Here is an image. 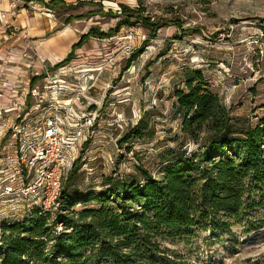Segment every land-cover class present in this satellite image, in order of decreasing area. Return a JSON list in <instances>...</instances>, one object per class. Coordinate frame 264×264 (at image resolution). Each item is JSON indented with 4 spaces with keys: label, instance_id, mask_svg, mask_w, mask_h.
Wrapping results in <instances>:
<instances>
[{
    "label": "rangeland",
    "instance_id": "rangeland-1",
    "mask_svg": "<svg viewBox=\"0 0 264 264\" xmlns=\"http://www.w3.org/2000/svg\"><path fill=\"white\" fill-rule=\"evenodd\" d=\"M19 1L9 5L10 11H0L6 34L14 33L15 39L25 44L23 48L18 46L21 60L13 64L18 66L14 80L17 86L9 89L27 90L24 83L30 86L33 82L32 86L48 96L79 94L74 106L79 139L69 152L65 173L76 161L82 163V191L92 187L98 191L102 176L126 175L138 161L147 170L154 169L152 145H136V160L123 154L115 141L127 124L151 109L163 115L156 125L158 141L166 136L165 129L175 130L177 122L167 124L173 103L170 93L173 87H181L180 75L186 69L200 70L209 90L231 108L234 116H245L252 123L264 117V0H60L52 10L36 2ZM119 5L138 10L158 23L155 36L150 37L136 25L121 28L106 39L88 37L67 64L57 67V62L43 61L40 70L36 64L41 62L37 54L39 39H31L28 27L20 22L32 18L40 26V19L50 16V35L67 28L65 35L71 31L76 42L88 36L91 28L102 32L114 28L116 20L110 17L118 14ZM69 17L71 23L63 28ZM15 18L18 22L11 23ZM134 53L138 54L129 62ZM27 59L32 65L23 62ZM45 83L48 90H42ZM59 86L62 91H57ZM6 99L0 108L10 106V97ZM12 116L2 114L0 121H10ZM12 204H0V215H7ZM25 211L17 214L28 216ZM262 214L264 210L254 212L252 217L264 218ZM162 246L179 264H264V228L242 232L234 222L226 229L167 239Z\"/></svg>",
    "mask_w": 264,
    "mask_h": 264
},
{
    "label": "trees",
    "instance_id": "trees-1",
    "mask_svg": "<svg viewBox=\"0 0 264 264\" xmlns=\"http://www.w3.org/2000/svg\"><path fill=\"white\" fill-rule=\"evenodd\" d=\"M59 1L27 0L48 10ZM110 18L114 28H91L55 66L67 64L88 37L106 39L136 25L154 37L159 28L124 5ZM180 80L181 87L170 93L167 124L177 122L175 130L165 129L158 141L156 125L163 115L151 109L115 141L136 160V145H152L154 169L138 161L126 175L102 176L98 191H82L84 173L76 161L64 175L55 212L26 207L25 217L20 210L0 215V264H179L162 246L165 240L226 229L232 222L242 232L264 228V218L252 217L264 210V117L252 123L234 116L200 70L186 69Z\"/></svg>",
    "mask_w": 264,
    "mask_h": 264
},
{
    "label": "built area",
    "instance_id": "built-area-1",
    "mask_svg": "<svg viewBox=\"0 0 264 264\" xmlns=\"http://www.w3.org/2000/svg\"><path fill=\"white\" fill-rule=\"evenodd\" d=\"M26 88L12 92L10 106L0 108V119L2 114L13 115L10 121H0V204L13 203L8 211L37 207L52 214L60 204L69 152L79 139L74 114L79 94L61 98L37 86Z\"/></svg>",
    "mask_w": 264,
    "mask_h": 264
},
{
    "label": "crops",
    "instance_id": "crops-1",
    "mask_svg": "<svg viewBox=\"0 0 264 264\" xmlns=\"http://www.w3.org/2000/svg\"><path fill=\"white\" fill-rule=\"evenodd\" d=\"M18 3L20 2L19 0H0V11H8L9 10V5L11 3L15 4V2ZM27 2V0H23ZM52 0H49L46 2L43 0L44 3H49ZM31 3V2H29ZM37 3V2H36ZM41 4V3H39ZM42 5V4H41ZM45 8V7H44ZM10 11V10H9ZM17 18V15H16ZM14 19L11 23H16L18 22V19ZM46 19H40V26L37 23L36 19H26L23 20L22 23L24 27H28V35L30 36L31 39H39L38 45L39 47L37 48V54L39 55L41 62L37 61V66L42 70L43 66V61L50 62L51 60L53 62H59L60 60H63L69 53L68 50H70V47L75 43V38L73 37L72 32L67 31V28H64V30L58 29V32H56L55 35H50L51 32V22H50V16L46 17ZM60 30V31H59ZM7 31V30H6ZM6 31L4 30V24L3 20H1V13H0V105L2 103H5L6 101V96L10 97L12 99V94L10 92H21L22 90H16L14 91L13 89L9 88H15L17 86L15 83H17L15 80V76L17 75V69L18 66H14L13 64H18V56L17 52L20 51L18 50V46L23 48L25 44H21L18 41H21L19 39H15V35L12 32H8L6 34ZM13 34V35H12ZM71 34V35H70ZM69 38V39H67ZM74 38V39H73ZM70 40V43L66 46V42ZM64 43L62 44V42ZM22 42V41H21ZM58 46V47H57ZM70 46V47H69ZM24 55V54H23ZM29 55V54H28ZM22 57V56H21ZM31 58V56H29ZM21 60V59H19ZM28 60V61H27ZM23 60V62H28L29 64L32 65V61L29 59ZM30 66V65H29ZM19 82V81H18ZM19 84V83H18ZM27 87V83H24ZM2 86H6L7 89L1 88ZM7 90V91H5ZM5 91V92H4ZM10 91V92H9ZM10 93V94H9ZM2 106V105H1Z\"/></svg>",
    "mask_w": 264,
    "mask_h": 264
}]
</instances>
